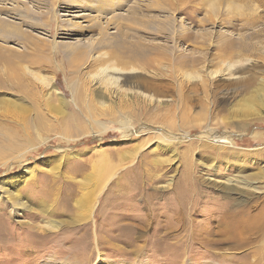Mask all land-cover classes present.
Returning <instances> with one entry per match:
<instances>
[{"label": "rangeland", "instance_id": "1", "mask_svg": "<svg viewBox=\"0 0 264 264\" xmlns=\"http://www.w3.org/2000/svg\"><path fill=\"white\" fill-rule=\"evenodd\" d=\"M0 264H264V0H0Z\"/></svg>", "mask_w": 264, "mask_h": 264}, {"label": "bare ground", "instance_id": "2", "mask_svg": "<svg viewBox=\"0 0 264 264\" xmlns=\"http://www.w3.org/2000/svg\"><path fill=\"white\" fill-rule=\"evenodd\" d=\"M116 54V53H115ZM118 54V53H117ZM132 55V54H131ZM131 55H130V57H131ZM121 59V58H120ZM107 60V59H106ZM104 62H106V61H104ZM103 62V63H104ZM117 66V65H116ZM107 67V66H106ZM110 67H107V68H104V71H106V70H108ZM112 69H110V70H113V72H117V71H120V72H124V70L123 69H120V68H117V67H111ZM110 73V72H109ZM112 77V76H111ZM114 80L115 82L117 81V80H119V78L118 77H112V78H109L108 77V79H105V82L106 83H110V81L111 80Z\"/></svg>", "mask_w": 264, "mask_h": 264}]
</instances>
